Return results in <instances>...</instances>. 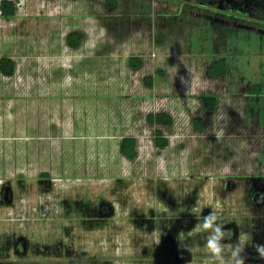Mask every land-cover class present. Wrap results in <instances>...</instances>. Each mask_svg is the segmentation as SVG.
I'll return each instance as SVG.
<instances>
[{
    "label": "rangeland",
    "instance_id": "374dc122",
    "mask_svg": "<svg viewBox=\"0 0 264 264\" xmlns=\"http://www.w3.org/2000/svg\"><path fill=\"white\" fill-rule=\"evenodd\" d=\"M12 1L16 16L0 13V59L16 65L0 73V190L13 194L11 205L0 199V264H219L199 227L212 211L230 237L225 261L241 234L244 262L264 259V22L230 23L237 33L217 50L215 13L189 0ZM221 58L229 73L211 79ZM158 113L173 125L149 124ZM124 137L137 140L134 160L119 152ZM100 198L116 212L108 228L81 225ZM180 249L192 262L174 260Z\"/></svg>",
    "mask_w": 264,
    "mask_h": 264
},
{
    "label": "trees",
    "instance_id": "16d2710c",
    "mask_svg": "<svg viewBox=\"0 0 264 264\" xmlns=\"http://www.w3.org/2000/svg\"><path fill=\"white\" fill-rule=\"evenodd\" d=\"M51 1V0H49ZM194 5H199L205 8V12L215 15L214 30L217 33L215 41V47L217 50L222 48L229 37L235 36L237 28L230 25L232 22L246 23L248 20H256L264 22V0H261L259 6H255L253 2L248 0H189ZM115 5V0H106L105 6L112 8ZM16 4L12 0H0V13L6 19H12L16 16ZM67 43L71 48H77L80 46V36L78 33L73 32L67 36ZM129 65L133 69H138L142 66V62L137 58L131 57L129 59ZM228 70L227 60L224 58L217 59L212 62L211 66L207 69V75L211 79H221L224 77ZM16 65L8 57L0 59V73L5 77H12L15 75ZM146 79L145 81H147ZM151 86V81L146 82ZM250 92L254 96H259L263 93V87L261 84H252L250 86ZM204 104L209 112L215 111L218 100L213 95H207L204 97ZM147 122L151 125L161 124L164 127H171L173 125V119L167 114H149L147 116ZM194 126L201 130L203 128L202 120L196 119ZM155 146L157 148L164 149L168 146V140L164 137L161 130L155 132ZM119 152L125 158L134 160L137 157V140L134 137H125L122 139ZM39 181L44 184L46 188H50L51 176L48 172H43L39 175ZM18 187L24 189L25 179L23 177L17 178ZM229 186V184H227ZM11 187L6 186L4 188L3 201L9 203L11 201ZM244 264H264V262H252L245 261Z\"/></svg>",
    "mask_w": 264,
    "mask_h": 264
},
{
    "label": "clouds",
    "instance_id": "9594fccd",
    "mask_svg": "<svg viewBox=\"0 0 264 264\" xmlns=\"http://www.w3.org/2000/svg\"><path fill=\"white\" fill-rule=\"evenodd\" d=\"M217 220L218 216L216 212L212 211L204 216L202 223L199 225L202 230L209 233L206 238L207 250L217 261H219V264H244L245 258L241 253L244 252L247 243V236L241 234L238 237L237 243L229 249L230 257L228 261H225V246L222 241L230 237L226 236L223 226L217 223ZM256 250L261 257H264V245H257Z\"/></svg>",
    "mask_w": 264,
    "mask_h": 264
},
{
    "label": "flooded vegetation",
    "instance_id": "af4514ba",
    "mask_svg": "<svg viewBox=\"0 0 264 264\" xmlns=\"http://www.w3.org/2000/svg\"><path fill=\"white\" fill-rule=\"evenodd\" d=\"M6 186H2L1 187V190H0V199H2L1 198V195L3 196L4 194V188H5ZM10 187V186H9ZM261 195V194H260ZM3 200V199H2ZM74 201V200H73ZM99 201H101V202H98L97 203V205H95V207L94 208H92L91 210H90V215L89 216H84L83 214H80L81 215V217H82V222H81V225H84L85 224V222H89L90 221V223H100V224H102L101 226L102 227H104L105 226V223L107 222V221H109V219L110 218H113L114 216H116V212H115V210H114V207H113V204L110 202V201H108V200H106V199H104V198H100L99 199ZM3 203H4V201H2ZM74 203H77V201H74ZM5 204H9V205H11V204H13V194H12V191H11V201L9 202V203H5ZM86 218V220H85V218ZM132 222V224L134 225V226H136L135 224V222H133V221H131ZM82 228L84 227V226H81ZM24 246V241L23 240H21V241H19L18 242V244L16 245V248H15V251H16V253L17 254H23V252H22V247ZM66 247V246H65ZM64 247V249H66ZM67 248L68 249H71L72 248V246L71 245H69V246H67ZM180 250H182V249H180ZM180 250H178L176 253H175V255H174V260H175V257H176V254L180 251ZM69 251V250H68ZM72 251H69V253H71ZM75 252V251H74ZM71 254H73V252L71 253ZM182 258L183 257H185L184 255H182L181 256ZM246 261H252V262H257L256 260L254 261V260H246ZM258 262H264V259H262V260H260V261H258Z\"/></svg>",
    "mask_w": 264,
    "mask_h": 264
},
{
    "label": "water",
    "instance_id": "95a60500",
    "mask_svg": "<svg viewBox=\"0 0 264 264\" xmlns=\"http://www.w3.org/2000/svg\"><path fill=\"white\" fill-rule=\"evenodd\" d=\"M182 255H184L185 257H181ZM193 260V256L191 254V252L187 249H182L180 250L175 257V261L178 263H189L192 262Z\"/></svg>",
    "mask_w": 264,
    "mask_h": 264
},
{
    "label": "crops",
    "instance_id": "0c3cea01",
    "mask_svg": "<svg viewBox=\"0 0 264 264\" xmlns=\"http://www.w3.org/2000/svg\"><path fill=\"white\" fill-rule=\"evenodd\" d=\"M69 47H70V46H69ZM77 48H78V47H77ZM70 49H75V50H76V48H71V47H70ZM215 60H217V59H214L213 61H215ZM213 61H212V62H213ZM212 62L210 63V66H211ZM210 66H209V67H210ZM209 67H208V68H209ZM208 68H207V69H208ZM206 73H207V70H206ZM228 73H229V70H227L226 75H227ZM226 75H225L224 77H222L221 79L225 78ZM207 76H208V75H207ZM208 77H209V76H208ZM168 78H170V76H168ZM63 79H64V78H63ZM147 79H148V80L145 81V82H148V81L150 82V81H151V85H152V80H151L150 78H147ZM217 80H218V79H217ZM63 81L65 82V80H63ZM158 114H159V113H158ZM160 114H162V113H160ZM163 114H164V113H163ZM124 138H125V137H124ZM199 196L202 198V195H199ZM114 218H115V216L112 218V220H113ZM110 223H111V220L107 221V222L105 223L104 228H108V226L110 225ZM121 227H124V226H121ZM116 247H117V246H115V248H116ZM115 248H114V249H115ZM116 249H118V247H117Z\"/></svg>",
    "mask_w": 264,
    "mask_h": 264
},
{
    "label": "bare ground",
    "instance_id": "6f19581e",
    "mask_svg": "<svg viewBox=\"0 0 264 264\" xmlns=\"http://www.w3.org/2000/svg\"><path fill=\"white\" fill-rule=\"evenodd\" d=\"M124 182H125L127 185L130 184L129 182H127V181H125V180H124ZM197 184H204V181H198ZM98 185H100V186H104V187H108V186H110L111 184H110V182H109L108 180H106V181H100ZM218 187H220V185H219Z\"/></svg>",
    "mask_w": 264,
    "mask_h": 264
}]
</instances>
